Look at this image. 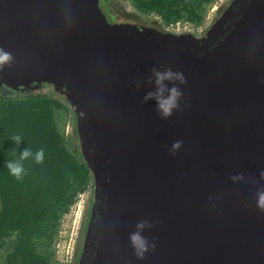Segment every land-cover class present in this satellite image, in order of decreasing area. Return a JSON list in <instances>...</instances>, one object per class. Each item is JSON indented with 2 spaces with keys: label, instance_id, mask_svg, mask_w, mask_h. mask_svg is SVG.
Segmentation results:
<instances>
[{
  "label": "water",
  "instance_id": "water-1",
  "mask_svg": "<svg viewBox=\"0 0 264 264\" xmlns=\"http://www.w3.org/2000/svg\"><path fill=\"white\" fill-rule=\"evenodd\" d=\"M161 34L98 0H0V85L49 83L76 117L93 201L76 264H264V0H229L199 36ZM153 67L187 80L167 119L142 99ZM140 220L156 245L143 259Z\"/></svg>",
  "mask_w": 264,
  "mask_h": 264
},
{
  "label": "trees",
  "instance_id": "trees-1",
  "mask_svg": "<svg viewBox=\"0 0 264 264\" xmlns=\"http://www.w3.org/2000/svg\"><path fill=\"white\" fill-rule=\"evenodd\" d=\"M144 11L162 15L165 22L179 15L176 8L190 0H134ZM50 105L64 106L49 96L0 99V247L14 235L6 264H49L35 251L34 238H51L61 213L89 185V170L78 151L67 150L52 122ZM38 107V110L27 108ZM21 135L19 145L11 138ZM26 148L33 153L43 148L44 161H24L26 175L17 181L6 161L15 160Z\"/></svg>",
  "mask_w": 264,
  "mask_h": 264
},
{
  "label": "rangeland",
  "instance_id": "rangeland-1",
  "mask_svg": "<svg viewBox=\"0 0 264 264\" xmlns=\"http://www.w3.org/2000/svg\"><path fill=\"white\" fill-rule=\"evenodd\" d=\"M191 3L184 6L178 5L176 8L179 15L174 17L173 20L165 22L162 15L154 11H144L139 8L134 0H112L114 7L120 9L135 21L145 22L154 20L159 22L162 27L171 28L173 31H184L191 29L194 32L204 28L212 19L216 8H218L226 0H190ZM100 7L105 11V4L101 3ZM109 13L108 11H105ZM109 18L112 19L110 14ZM54 89L46 91L44 88H39L32 91L31 94L23 96H15L14 98L5 99H27L29 97H52ZM30 110H38V107L27 108ZM52 122L61 139L64 147L74 152L76 150V143L74 142L75 131L72 125L76 124V117L71 105L64 106H49ZM9 108L0 111V117L5 115ZM77 126V125H76ZM91 192V180L89 185L84 191L77 194L73 203L65 209L52 233L51 238H34L33 244L35 251L42 255L49 264H74V240L82 214L85 210L86 203L89 199ZM92 199V197H91ZM14 235H11L6 243L0 247V264H6L5 257L11 250L14 244Z\"/></svg>",
  "mask_w": 264,
  "mask_h": 264
},
{
  "label": "clouds",
  "instance_id": "clouds-1",
  "mask_svg": "<svg viewBox=\"0 0 264 264\" xmlns=\"http://www.w3.org/2000/svg\"><path fill=\"white\" fill-rule=\"evenodd\" d=\"M13 56L10 52L0 48V69L5 65L10 66ZM151 75L148 77L149 85L153 86L154 90H150L143 96V101L154 100L156 102V110L162 119H167L172 116L174 110L182 111L181 99L184 96L183 90L179 87L187 82L185 75L181 71H174L171 67L160 70L157 67L151 68ZM167 82V83H166ZM171 85V87L169 86ZM139 87V84H137ZM17 145L23 140L22 136L17 134L11 138ZM183 146V140H176L171 145V152L175 154ZM45 152L41 148L35 153L31 149L26 148L15 160L6 161V167L9 174L15 177L17 181H22L26 175L24 161L30 158L35 163L41 164L44 161ZM261 178H264V170L260 173ZM233 182L244 180L243 174H236L230 177ZM257 207L264 211V186L257 189ZM152 227V223L148 220H140L136 223V230L129 233V241L134 250V254L138 259H143L145 253L151 248L155 250V243L150 242L144 235L143 231L146 228Z\"/></svg>",
  "mask_w": 264,
  "mask_h": 264
},
{
  "label": "flooded vegetation",
  "instance_id": "flooded-vegetation-1",
  "mask_svg": "<svg viewBox=\"0 0 264 264\" xmlns=\"http://www.w3.org/2000/svg\"><path fill=\"white\" fill-rule=\"evenodd\" d=\"M229 0H226L224 3H222L218 8H216L215 13L212 17V19L210 20V22L202 29L198 30L197 32H194L191 29L188 30H184V31H173L171 30V28H164L161 26V24H159V22L157 21H152V20H148L145 22H148L150 25H154L156 26L159 30L162 31L161 36H159L160 39H165V38H172V37H177L183 34H192L194 36H199L212 22V20L218 15V13L220 12V10L224 7V5L228 2ZM104 3L105 4V11L111 12L113 14H115L118 17H121L123 19H129V20H133L131 17H129L128 15H125V13L120 9V7H114L112 0H98V4L100 7V4ZM101 9V7H100ZM103 9V8H102ZM101 9V10H102ZM39 88H44L46 91H50L51 88L54 89L52 87V85H50L49 83H41L37 89ZM36 90V89H34ZM34 90H26L23 89L22 86L18 87V88H11L5 84L0 85V99L1 98H14L15 96H23L26 94H31L32 91ZM54 98L58 99L60 102H62L63 104L69 105L68 103H66V101L64 99H62L60 96H58L55 91L54 93L51 95ZM92 205H93V201L91 199V197H89L87 203H86V207L85 210L82 214L81 220H80V224L78 226V230L76 232V236H75V240H74V264H76L77 261V255L79 253L80 247H81V243L83 240V236H84V232L85 229L87 227V224L89 222L90 219V215H91V211H92Z\"/></svg>",
  "mask_w": 264,
  "mask_h": 264
}]
</instances>
